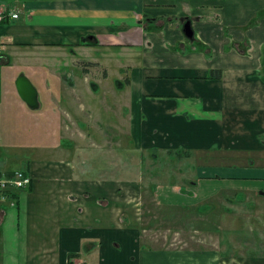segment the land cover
I'll return each instance as SVG.
<instances>
[{
    "label": "crops",
    "instance_id": "crops-1",
    "mask_svg": "<svg viewBox=\"0 0 264 264\" xmlns=\"http://www.w3.org/2000/svg\"><path fill=\"white\" fill-rule=\"evenodd\" d=\"M0 7L20 16L0 23V134H16L0 141V178L16 171L32 178L25 190L0 192V264H264L263 254L150 247L142 235L141 173L111 158L122 175L93 183L90 143L56 136L72 133L61 119L72 118V98L96 96L63 93L74 84L67 80L78 68L88 75L100 66L105 79L108 68L118 70L114 78L131 89L129 136L137 154L197 151L207 143L262 152L264 0H0ZM19 65L36 69L32 75L45 92L37 111L19 96L23 74L13 73ZM211 70H221L222 79L208 80ZM240 86L246 94L255 90V109L239 110L249 99L239 97ZM125 108L116 101L109 109L122 117ZM31 132L32 148L29 137L20 138ZM132 165L140 168L135 159ZM196 170L189 185L160 186L155 203L192 210L234 195L264 199V167Z\"/></svg>",
    "mask_w": 264,
    "mask_h": 264
},
{
    "label": "rangeland",
    "instance_id": "rangeland-1",
    "mask_svg": "<svg viewBox=\"0 0 264 264\" xmlns=\"http://www.w3.org/2000/svg\"><path fill=\"white\" fill-rule=\"evenodd\" d=\"M19 66L18 70H13V73L20 71L19 73L23 74L21 76H26L37 89L39 99L42 101L45 92L39 86L31 70L36 69ZM103 71L100 66H92L89 68V74L85 75L78 68L74 75L71 74L72 79L67 80L74 84H67L62 90L63 93L64 91L75 92L79 95L96 93V96L87 94L86 96L80 95L75 100L72 98L71 107L67 109L72 118H61L70 124L69 128L72 129V133L56 134L57 141H61L62 137H69L76 139L78 145L80 142L90 143L89 146L92 149L87 153L86 167L91 165L92 173L88 172L87 178L93 183H97L100 180H110L121 176V172L116 175L117 169L111 162V158H114V163L125 160L126 172L129 170L141 173L143 178L141 209L144 228L142 235L150 247L157 249L220 248L221 251L238 256L264 255V211L261 208L264 207V199L261 197L252 194L244 196L246 200L235 195L230 199L221 197L205 205L206 208H193L192 210L163 209L154 201V192L156 193L160 186L167 187L173 183L181 187L189 185L186 184L187 180L196 181L198 167L227 166L238 170L252 166L263 168L264 150L262 152H243L238 149H222L217 145L207 143L208 147L202 150L184 149L185 153L182 152V156L167 152L157 153L154 156L149 151L137 154L134 151V142L129 136L130 124L127 106L131 104L129 100L131 89L125 84L126 80L124 79L118 80L123 86L119 87L118 81L114 78L117 77L118 70L108 68L106 72H109V76L106 79ZM95 84L99 90H95ZM239 88V97L246 98L247 96L249 98L243 101L244 104L238 105L239 110L255 109L259 100L255 90L246 94L245 86ZM116 101L119 105L122 102V105L126 107L122 117V113L116 117L115 110L109 109L114 108ZM73 103L74 106H72ZM62 104L65 103L62 102ZM261 105L264 110V99L261 101ZM40 120L43 121L41 117ZM81 129L83 131L79 133ZM9 135L15 136L16 134H0V141L3 136L8 137ZM39 135L41 136V134ZM43 136L44 139L48 137L55 139L53 135L45 133ZM28 137L29 142L25 141L28 144L27 147H36L33 145V142L37 140L35 133L20 134L22 140ZM82 137L85 139H81ZM86 138H90L92 142L86 141ZM261 140L264 145V138ZM47 142L52 145L54 141L49 139ZM176 150L178 149L171 151ZM86 159L81 162H85ZM134 159L136 163L139 162L138 170L132 168ZM208 208L213 211L207 210Z\"/></svg>",
    "mask_w": 264,
    "mask_h": 264
},
{
    "label": "built area",
    "instance_id": "built-area-1",
    "mask_svg": "<svg viewBox=\"0 0 264 264\" xmlns=\"http://www.w3.org/2000/svg\"><path fill=\"white\" fill-rule=\"evenodd\" d=\"M20 16L13 8L0 7V23L5 18L18 19ZM3 50L0 46V56ZM32 184V178L24 171H16L11 177L0 178V192L5 194L11 190H25Z\"/></svg>",
    "mask_w": 264,
    "mask_h": 264
},
{
    "label": "water",
    "instance_id": "water-1",
    "mask_svg": "<svg viewBox=\"0 0 264 264\" xmlns=\"http://www.w3.org/2000/svg\"><path fill=\"white\" fill-rule=\"evenodd\" d=\"M183 33L187 39L191 40L194 36L191 23L186 22L184 25ZM122 87L121 84H118ZM16 88L21 99L28 105L31 110H38L40 107L38 99V91L32 82L26 76H20L16 80Z\"/></svg>",
    "mask_w": 264,
    "mask_h": 264
},
{
    "label": "trees",
    "instance_id": "trees-1",
    "mask_svg": "<svg viewBox=\"0 0 264 264\" xmlns=\"http://www.w3.org/2000/svg\"><path fill=\"white\" fill-rule=\"evenodd\" d=\"M222 77H223V72L221 70H211L210 74L208 76V80H221ZM182 152L185 153V150L184 149H178V150L174 151L173 153H176L177 155L182 156ZM11 192H12V190L9 192H6L5 194H9ZM70 257H73V256H70ZM70 264H73L71 262V260H70Z\"/></svg>",
    "mask_w": 264,
    "mask_h": 264
}]
</instances>
